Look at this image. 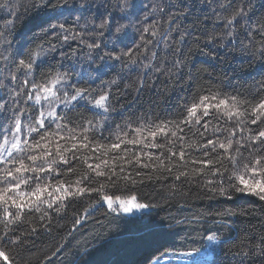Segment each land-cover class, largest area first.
I'll return each instance as SVG.
<instances>
[{
    "label": "trees",
    "instance_id": "1",
    "mask_svg": "<svg viewBox=\"0 0 264 264\" xmlns=\"http://www.w3.org/2000/svg\"><path fill=\"white\" fill-rule=\"evenodd\" d=\"M32 2L33 0H0V4H8L11 9H15L13 12L9 8L0 7V33L15 32V36L6 37L12 41V45L5 55L15 57L21 52L37 53L35 58L38 67L34 78L38 81L49 74L68 72L72 82L81 87H89L96 92L109 88L112 93L108 112L91 107L84 101L71 111L62 105L56 106L58 112L67 114V120H57L54 123L52 117L46 120V124H51L47 133L48 140L51 141L49 147L55 151L56 144L59 143L62 148L71 150L63 153L68 163L58 162L56 165L60 174H51L49 180L52 183L58 180L74 182L87 170L85 158L94 166L99 163L97 157H100L108 160L110 165H122L125 171L119 173L118 170V174H131L137 181L135 184L131 181H119L115 187L107 189L109 195L114 194L120 200L136 196L137 202L154 207L135 209L132 213L112 212L107 203H96L98 198L93 193L91 196L85 194L64 201L66 207L59 214L46 209V205H41V212H28L25 209L23 222L10 226L15 229V235L23 234L24 239L23 247L7 246L12 249L10 259H14V264H97L101 260L110 261L111 264H149V258L154 261L155 258H161L164 252L207 247L211 244L209 236H215L217 240L226 238V243L223 244L212 242L214 252L209 258L210 264H262V257H242L238 253H250L253 248L264 246V201L253 195L238 193L234 194L232 200L209 199L211 193L202 188L201 184L205 179H211L210 175L192 176L183 183L175 181L156 160L161 153L164 156L169 154L167 147H171L176 139L170 133L168 137L157 136L155 142L162 147L127 145L130 149L128 153L121 151L125 147L121 145V149H109L108 155H102L104 149L97 145L118 142L116 136L125 125L135 127L137 123H163L182 136L185 145L191 146L186 147L185 151L193 157H200V145L208 139L219 137L224 140L234 129L232 153L235 154L238 141L244 145L240 150L242 155L237 156L241 164L255 156L257 153L248 137L255 135L258 127L264 129V123L258 121L255 125L251 124L254 117H241L243 122L237 121L235 117L229 120L222 114L224 106H221L220 111L209 107L210 115L202 116L199 125L194 119L190 124L183 121L188 116L187 108L193 103H199L202 96L215 95L218 99L235 96L238 101H251L253 104L264 97V91H261L264 89V57L260 55V51L264 49V35L254 30L264 23V0H134L138 7L134 11L129 10L127 19H120L119 9L115 7L117 0H86L84 9H81L83 18L79 24L75 17L81 11L73 9V5L79 7L80 0H68L67 7L73 10L65 11L53 23H64L69 31L83 33L82 38L86 42H91L95 37L101 43V50H98L101 54L112 52L113 49L115 54H119L129 47L133 48L135 63L127 56L120 61L106 58L103 62V75L95 71L101 62L98 59L95 64L91 62L96 53L93 52L90 56L89 49L80 39L65 42L63 36L67 33L57 36L36 27L33 22L34 11L29 8ZM241 6L248 15L240 21L234 34L228 37L225 35L227 30L223 27V21L218 16L230 17ZM154 7H162L164 11L154 12ZM105 8L113 11L119 23L127 25L123 43L109 39L107 33L99 37L84 29L86 22L88 29H91L93 22L98 24L99 16ZM182 10L187 15H180ZM17 14H20L21 19L29 17V22L21 24L16 20ZM13 21L15 28L11 27ZM153 31L156 32L155 36L152 35ZM182 34L185 37L183 40L180 39ZM209 35H214L216 40L206 43ZM221 36H224L222 41ZM137 44L140 45L138 51L135 49ZM5 47L3 39H0V51ZM7 76V70L0 61V82L5 85L0 88V105L4 106L0 117L11 118V90H19L25 79L33 77L26 76L23 72L17 73V80L13 84ZM112 81L116 83H111ZM23 99L20 98L18 107L26 109L21 119L22 129L27 133L25 125L33 123L41 110L46 112V108L42 109L41 105L33 107L31 101L25 105ZM41 103L43 105L45 102ZM210 103L215 104L216 101ZM243 107H247V104H241V109ZM202 112L203 107L197 110V115L201 116ZM68 121H71L68 128L75 129L76 141L60 138H67L70 133L58 130L56 124ZM209 121L205 129L203 125ZM3 122L0 119V123ZM176 125H179V129ZM81 126L89 130L82 133ZM58 131V136L51 135ZM40 133L46 134L44 129ZM82 135H87L90 148H80ZM31 136L39 139L36 133H31ZM73 143L77 144L79 151L72 149ZM179 147V143H176L173 150L178 151ZM259 147L264 148V145ZM218 151L223 152L222 149ZM133 153L140 155L142 162L149 166H132L123 163L121 159H112H128ZM161 159L164 157L161 156ZM164 163L169 164L167 160ZM224 164L231 170L227 160ZM68 168H73L74 171L66 172ZM86 209L88 214L85 216ZM45 210L51 216L50 223L47 219L40 220ZM226 210L236 214L216 216V213H224ZM80 217H83L80 224H75V220ZM213 219L221 223H213ZM150 222L162 225L160 230L164 233L160 243L153 246L140 240L146 231L141 225ZM41 224L46 225L47 230ZM32 228L37 231L32 232ZM217 229L218 231H213ZM4 231V225L0 224V234ZM9 235L12 236L13 233L10 231ZM2 247L4 245L0 244V248ZM0 264L5 262L0 260Z\"/></svg>",
    "mask_w": 264,
    "mask_h": 264
},
{
    "label": "snow or ice",
    "instance_id": "2",
    "mask_svg": "<svg viewBox=\"0 0 264 264\" xmlns=\"http://www.w3.org/2000/svg\"><path fill=\"white\" fill-rule=\"evenodd\" d=\"M67 4L68 0H33L29 8L34 11L33 22L36 27L57 36L61 33H67L63 36L65 42L69 39H80V42L89 49L90 56L93 52L96 53V57L92 58L91 62L95 64L97 59L101 62L95 69L100 75L104 74L103 62L106 58L120 61L127 56L132 63H135V60H133L135 53L131 47L119 54H115V49L112 52L101 54V51H98L101 50V43L95 37L91 39V42H86L82 38L83 33L69 31L64 23H53V21H58L64 15L65 11H71L73 9L81 11V9H84L86 0H80L79 7L73 5V9H69ZM0 7L9 8L13 12L15 11L8 4H0ZM115 7L119 9L121 14L120 19H127L129 10H136L138 5L134 0H117ZM221 7L224 6L221 5ZM153 11L162 13L164 9L162 7H154ZM180 15H187V12L182 10ZM247 15V11L241 6L230 17L218 16V19L223 21V27L227 30L225 35L231 37L237 30L240 21L245 19ZM82 18L83 11L75 17L76 23L79 24ZM16 20L21 24H26L29 22V17L25 16V18L21 19L20 14H17ZM99 21L98 24L93 22L91 29H88L87 22L83 27L85 30L91 31L99 37H103L107 33L109 39L115 40L117 43H123L127 25L119 23L113 11L105 8V11L99 16ZM11 27L15 28L14 21L11 22ZM57 29H59V32H57ZM254 30L264 35V23H261L259 28ZM251 31H249V35H251ZM7 35L15 36V32L6 31L0 33V39H3V44L6 45L3 51H0V61L3 62V68L8 73L6 78L15 84L17 73L23 72L24 75L33 77L32 79H25L19 90H11L10 94L13 99L11 118L0 117L4 121L0 123V213H2L0 215V224H3L5 229L0 234V244L4 245V247L0 248V260H3L5 264H14V259H10L12 249L7 246L23 247L24 239L23 234L15 235V229L10 226L23 222L25 209L28 212H32L33 210L35 212H41V205H46V209H52L59 214L66 207L64 201L69 198L81 197L85 194L91 196L93 193L98 198L96 203H107L108 208L112 212L122 211L123 213H132L134 209H146L154 207V205L139 203L137 202L136 196H130L127 200H120L118 197H114V194L109 195L107 189L115 187L119 181H131L133 184L137 181L131 174H118V170L119 173H124L125 171L122 165H110L108 160L101 159L100 157H97L99 163H96L94 166L88 163V159L85 158L84 163L87 165V170L81 173L74 182L58 180L52 183L49 180L51 174L55 173L57 176L60 174V169L56 165L58 162L68 163L63 153L71 150L62 148L59 143L56 144L55 151L49 147L51 141L48 140L47 133L51 124H46V120L49 117L54 118L52 123L57 120H67V114L63 111L58 112L56 106L62 105L71 111L81 101H84L91 107L108 112L111 108L112 93L109 88H103L96 92L89 87H81L79 84L72 82L68 72H57L55 74H49L39 81L36 80L34 74L38 67V61L35 58L37 53L27 51L21 52L15 57L5 55L7 49L12 45V41L6 38ZM152 35L155 36L156 32L153 31ZM184 38L182 34L180 39L183 40ZM220 39L222 41L224 36H221ZM214 40H216V37L209 35L206 43H212ZM133 43L135 44V42ZM104 47H107V44H104ZM139 47L140 45H135L136 51L139 50ZM260 55L264 57V49L260 51ZM111 83H116V81H112ZM2 87H5V85L3 82H0V88ZM261 91H264V89H261ZM21 97L24 98L23 102L25 105L31 101L33 107L41 105L42 109L46 108V112L41 110L39 116L35 118L33 123L25 125L27 133L22 129L21 119L26 109L18 107L21 102ZM42 101L45 102L43 105L41 103ZM210 101H216V103L211 104ZM241 104H247V107L241 109ZM221 106H224L222 114L227 116L229 120L235 117L237 121L243 122L240 119L241 117L251 116L254 117L251 119V124L255 125L258 121L264 123V120H262V117H264V97H261L258 102L253 104L251 101H238L235 96L218 99L215 95L202 96L199 98V103H193L191 107H188V116L183 123L190 124L194 119L195 123L199 125L202 116L207 117L210 115L209 107L220 111ZM201 107H203V112L201 116H198L197 110ZM3 112L4 106L0 105V113ZM68 123H71V121L64 124H56L58 130L68 131L70 133L67 138L63 136L60 138L76 141L75 129H69ZM87 123L91 124V121ZM208 123L210 121L204 123L203 127L205 129H207ZM176 127L179 129V125H176ZM41 129L45 130V135H41ZM88 130L81 126L82 133H86ZM31 133H36L39 139L36 136H31ZM169 133L171 137L176 138L175 142L172 143L171 147H167V152L169 153L167 156L161 153L160 156L156 157V160L159 161V165L164 167V171L173 176L175 181H181L183 183L187 182L189 177L192 176L204 175L207 177L210 175L212 178L205 179L201 184L202 188L207 189V192L211 193L209 199L232 200L234 194L238 193L241 195H253L264 201V148L259 147V145H264V129H259V127L255 135L248 137L251 146L254 147L257 154L243 164L237 159V156L242 155L240 150L244 145L237 141L235 154L231 151L234 145L232 137L235 136V129L224 140L216 137L215 139H208L205 143L201 144L200 149L202 152L200 157H193L190 153L186 152L185 148L191 146L185 145L183 137L177 135L176 131H171L163 123H137L135 127H132L131 124L125 125L116 136L118 142L111 143L110 145H97V147L104 149L102 155H108L109 149H121V145H125L121 149L124 153L130 151L127 145L140 144L143 147H162L155 140L158 135L168 137ZM59 134L58 131L51 135L55 137ZM121 134L123 138H121ZM22 136L25 138L21 139ZM137 137H140V139H137ZM79 143L80 148H90L87 135H82ZM176 143L180 145L178 151L173 150L176 147ZM80 148L77 147L76 143L72 144V149L79 151ZM218 149H222L223 152H219ZM92 151L94 152L95 149H92ZM161 156L164 159H161ZM174 157H178V159L174 160ZM77 159L79 158L77 157ZM112 159L114 161L121 159L123 163L132 166H149L148 164H144L140 155L135 153L128 159L123 157H113ZM149 159H151V156ZM164 160H167L169 164H165ZM225 160L231 165V170L225 166ZM196 165H202V167H196ZM72 171H74L73 168L66 170V172ZM98 177L103 179L98 180ZM44 181L48 182L45 183ZM12 209H15V211ZM87 214L86 209L85 216ZM235 214L234 212L226 210L224 213H216V216H230ZM45 219L49 223L51 222V216L47 210L40 216L41 221ZM81 219L83 217L77 218L75 224H80ZM213 223H221V221L213 219ZM41 227H45L47 230L46 225L41 224ZM141 227L146 230L145 234L140 237V240L144 244L153 246L160 243V240L164 236V233L160 230L162 225H156L154 222H150L149 224L141 225ZM10 231L13 233L12 236L9 235ZM36 231V228H32V232ZM213 231H218V229ZM208 240L209 242H217L220 244L226 243V238L217 240L215 236H209ZM163 255L167 256L168 252H164ZM238 255L242 257L251 255L253 257L264 258V246L253 248L250 253L242 251ZM97 264H111V262L101 260ZM149 264H160V260L157 258L155 261H152L149 258ZM262 264H264V260H262Z\"/></svg>",
    "mask_w": 264,
    "mask_h": 264
},
{
    "label": "rangeland",
    "instance_id": "3",
    "mask_svg": "<svg viewBox=\"0 0 264 264\" xmlns=\"http://www.w3.org/2000/svg\"><path fill=\"white\" fill-rule=\"evenodd\" d=\"M135 211V209L133 210ZM212 244V242H211ZM208 245L202 249L189 251H169L167 256L159 258L160 264H210L209 258L214 252L212 245ZM157 258L154 259V261Z\"/></svg>",
    "mask_w": 264,
    "mask_h": 264
}]
</instances>
